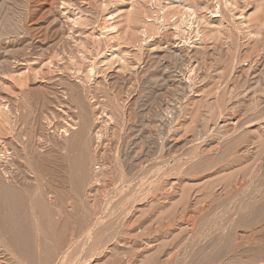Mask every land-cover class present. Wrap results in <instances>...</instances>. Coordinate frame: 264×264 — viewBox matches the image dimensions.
Instances as JSON below:
<instances>
[{"label":"rangeland","instance_id":"obj_1","mask_svg":"<svg viewBox=\"0 0 264 264\" xmlns=\"http://www.w3.org/2000/svg\"><path fill=\"white\" fill-rule=\"evenodd\" d=\"M0 264H264V0H0Z\"/></svg>","mask_w":264,"mask_h":264},{"label":"bare ground","instance_id":"obj_2","mask_svg":"<svg viewBox=\"0 0 264 264\" xmlns=\"http://www.w3.org/2000/svg\"><path fill=\"white\" fill-rule=\"evenodd\" d=\"M113 30H114V29H113ZM111 32H112V31H111ZM109 33H110V32H109ZM258 71H259V70H258ZM258 71H257V74H258ZM261 71H262V70H261ZM259 72H260V71H259ZM255 73H256V72H254V74H255ZM257 76H258V75H257ZM257 76H256V74L254 75V77H253L254 81H255V79H258V78H256ZM259 77H260V76H259ZM258 81H259V80H258ZM261 81H262V80H261ZM256 82H257V81H256ZM253 83H254V82H253ZM258 83H260V81L257 82L256 85H260V84H261V83H260V84H258ZM254 86H255V83H254ZM226 124H228V123H226ZM226 124H225V126H226ZM236 124H237V123H236ZM228 127H229V126H228ZM74 128H75V127H74ZM65 149H66V148H65ZM65 149H64V150H65Z\"/></svg>","mask_w":264,"mask_h":264}]
</instances>
